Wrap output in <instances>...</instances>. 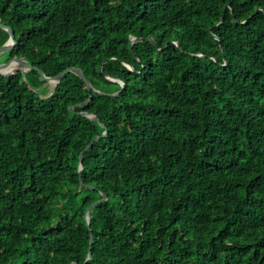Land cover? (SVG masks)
I'll list each match as a JSON object with an SVG mask.
<instances>
[{
  "label": "trees",
  "instance_id": "1",
  "mask_svg": "<svg viewBox=\"0 0 264 264\" xmlns=\"http://www.w3.org/2000/svg\"><path fill=\"white\" fill-rule=\"evenodd\" d=\"M0 23L2 62L92 86L0 74V264H264V0H0Z\"/></svg>",
  "mask_w": 264,
  "mask_h": 264
},
{
  "label": "water",
  "instance_id": "2",
  "mask_svg": "<svg viewBox=\"0 0 264 264\" xmlns=\"http://www.w3.org/2000/svg\"><path fill=\"white\" fill-rule=\"evenodd\" d=\"M222 17V16H221ZM0 28L1 29H4L5 31L8 32L9 34V37L8 39L0 46V54L10 50L14 44H15V39H14V33L12 31V29L8 26H5L3 25L2 23H0ZM137 39H135L134 37L131 39V42H135ZM150 41L155 45V42L153 41V39L150 38ZM16 60H19L22 64V67L19 68L17 71H21V72H25L27 70H30V69H34L37 71L38 75H39V80L40 81H46L50 84H53V85H56L60 80L61 78L64 76V74L68 73V72H72L74 74H76L85 84V87L86 89L89 91L92 86L88 80V78L86 77V75L84 74L83 70L81 68H77V67H68L66 69H64L63 71H61L60 73L54 75V76H47L44 74V72L37 68V67H33L24 57H12L10 58L8 61L6 62H2L0 63V74L1 75H4V76H9V75H12L14 73H16L17 71L15 72H11V73H4L1 71L2 68L8 66L11 64L12 61H16ZM106 77L110 80H113L115 82H119L121 84H123V81L118 79V78H115V77H111V76H108L106 75ZM103 94V93H102ZM114 94H117V93H114ZM114 94H111V95H114ZM91 100V97L89 96L86 100L80 102V103H77L76 105L77 106H82V105H85L87 104L89 101ZM70 111L74 112V109H73V106H70L69 107ZM79 115L85 117V118H88L90 120H95V121H99V119L96 117V115L92 114V113H89V112H85V111H79L77 112ZM103 126V124H102ZM105 132L102 134L104 135ZM99 136H95L86 146L84 149H88L92 143L96 140H98ZM82 156H83V153L80 152L79 154V167H78V171L79 173L82 171L83 169V166H82ZM106 197L105 195L102 194V197L101 199L97 200L96 202H93L92 204H90L86 210H85V213H84V220L86 222V224L89 223V216H88V213L90 211V209L99 201H102V200H105ZM92 233L90 232V239H89V244L91 245L92 243ZM91 259V251H90V246H89V249H88V253H87V257L84 261V264L87 263V261H89ZM72 264H75V263H72Z\"/></svg>",
  "mask_w": 264,
  "mask_h": 264
},
{
  "label": "bare ground",
  "instance_id": "3",
  "mask_svg": "<svg viewBox=\"0 0 264 264\" xmlns=\"http://www.w3.org/2000/svg\"><path fill=\"white\" fill-rule=\"evenodd\" d=\"M22 67V64L19 60L12 61L10 65L4 67L1 69L2 72L4 73H11L17 71L19 68Z\"/></svg>",
  "mask_w": 264,
  "mask_h": 264
},
{
  "label": "rangeland",
  "instance_id": "4",
  "mask_svg": "<svg viewBox=\"0 0 264 264\" xmlns=\"http://www.w3.org/2000/svg\"><path fill=\"white\" fill-rule=\"evenodd\" d=\"M3 61V56L0 54V63Z\"/></svg>",
  "mask_w": 264,
  "mask_h": 264
}]
</instances>
